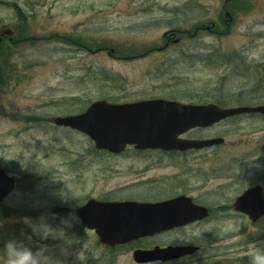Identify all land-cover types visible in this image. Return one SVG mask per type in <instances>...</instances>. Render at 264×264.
Here are the masks:
<instances>
[{
    "label": "rangeland",
    "instance_id": "rangeland-1",
    "mask_svg": "<svg viewBox=\"0 0 264 264\" xmlns=\"http://www.w3.org/2000/svg\"><path fill=\"white\" fill-rule=\"evenodd\" d=\"M199 28L191 38L181 34ZM7 29L15 40L0 44V164L16 177L17 190L0 208V246L31 233L23 217L44 216L54 227H64L67 219L71 244L51 238L41 242L66 264H136L130 247L107 250L73 218L71 209L101 186L92 179L95 164L83 167L88 179H81V168L70 169L68 159L88 150L95 154L93 142L46 122L10 119L7 111L48 119L81 114L98 100L209 102V90L223 84L233 68L231 55L253 54L251 62L264 56V0H0V32ZM171 31L177 36L164 48V35ZM162 155L149 154L141 163L155 164L150 176L172 195L178 192V160ZM218 159L224 164L231 157ZM220 224L224 231H243L214 236L204 223L137 247L192 242V234L199 236L207 255L182 264H247L252 252L264 248V222L251 226L227 218ZM0 264H7L2 255Z\"/></svg>",
    "mask_w": 264,
    "mask_h": 264
},
{
    "label": "flooded vegetation",
    "instance_id": "flooded-vegetation-1",
    "mask_svg": "<svg viewBox=\"0 0 264 264\" xmlns=\"http://www.w3.org/2000/svg\"><path fill=\"white\" fill-rule=\"evenodd\" d=\"M166 41L168 43L172 39L166 38ZM252 55L245 53L230 56L229 61L233 68L227 71L223 84L216 85L212 91L209 90L211 93L209 102L184 101V103H209L222 109L264 108V56H260L258 62H251L254 56ZM235 78L240 82L232 84ZM10 118L23 120L22 116ZM247 122L249 124L246 126ZM260 124H264V114L235 115L208 127L192 129L180 136L183 140L196 142L223 139L219 144L177 151L126 148L117 154L92 150L95 154L88 155V150L75 155V159L70 155L68 166L70 169L81 168L80 178L88 179V173L83 167L96 165L97 170L92 179L97 186H101V189L89 196L86 202L96 199L113 203L157 204L180 198L191 205L207 208L209 215L170 232L186 231L208 223L210 234L230 236L243 230L224 231L220 222L227 218L245 220L251 226L264 222V217L253 222L246 214L236 210L238 200L252 189H259L258 195L264 200V164H261L264 157V127ZM219 127H223V133L215 134ZM152 153L177 156L179 168L176 176L177 193L169 195L158 185V178L150 176V168L155 164L150 168L142 165L141 160ZM221 155L231 159L221 164L218 159ZM115 180L109 189L110 182ZM170 232L143 239L141 242L151 241ZM191 237L194 239L192 242L184 239L179 245L197 246L199 250L195 255L174 262L175 264L185 263L199 255L204 257L207 255L203 244L198 242L199 236L192 234ZM156 246L165 247L152 244L148 248Z\"/></svg>",
    "mask_w": 264,
    "mask_h": 264
},
{
    "label": "water",
    "instance_id": "water-1",
    "mask_svg": "<svg viewBox=\"0 0 264 264\" xmlns=\"http://www.w3.org/2000/svg\"><path fill=\"white\" fill-rule=\"evenodd\" d=\"M1 35L13 36L10 30ZM247 112L264 114V108L223 110L214 105H188L164 99L127 104L98 101L81 115L57 117L52 122L86 134L98 150L120 153L127 146H135L140 150L175 151L221 143L220 139L195 142L179 137L191 129L211 126ZM14 189L15 179L0 167V205ZM258 194L259 189H252L237 202V210L253 221L264 216V200ZM77 216L88 229L95 231L102 245L115 248L202 219L207 216V211L180 198L159 204L91 201L77 211ZM196 250L195 247H157L136 250L133 258L138 264L166 263Z\"/></svg>",
    "mask_w": 264,
    "mask_h": 264
},
{
    "label": "clouds",
    "instance_id": "clouds-1",
    "mask_svg": "<svg viewBox=\"0 0 264 264\" xmlns=\"http://www.w3.org/2000/svg\"><path fill=\"white\" fill-rule=\"evenodd\" d=\"M78 206H81L80 200ZM73 218L78 220V217ZM23 223L31 229V233L22 232L25 239L11 238L0 246V255H2L7 264H66L59 259L53 252L52 248L42 241L49 238L53 240H63L66 244L72 243V238L67 234V228L71 226L70 220H63L64 227H54L47 221V218L41 216L34 220L31 217H23ZM4 221L0 220V228L3 227ZM255 233L257 229H251ZM61 254H66L67 249L61 248ZM247 264H264V248L252 252L248 256Z\"/></svg>",
    "mask_w": 264,
    "mask_h": 264
},
{
    "label": "trees",
    "instance_id": "trees-1",
    "mask_svg": "<svg viewBox=\"0 0 264 264\" xmlns=\"http://www.w3.org/2000/svg\"><path fill=\"white\" fill-rule=\"evenodd\" d=\"M21 17V16H20ZM20 19H23V18H20ZM53 38H55V37H53ZM62 39H64V38H62ZM77 43H80V42H77ZM86 47H88V46H86Z\"/></svg>",
    "mask_w": 264,
    "mask_h": 264
}]
</instances>
